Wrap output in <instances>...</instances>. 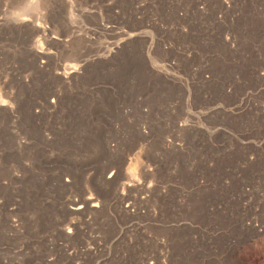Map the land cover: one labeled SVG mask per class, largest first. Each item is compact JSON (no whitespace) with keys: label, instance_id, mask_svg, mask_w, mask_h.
Masks as SVG:
<instances>
[{"label":"rangeland","instance_id":"obj_1","mask_svg":"<svg viewBox=\"0 0 264 264\" xmlns=\"http://www.w3.org/2000/svg\"><path fill=\"white\" fill-rule=\"evenodd\" d=\"M0 214L8 264H264V0H0Z\"/></svg>","mask_w":264,"mask_h":264},{"label":"built area","instance_id":"obj_2","mask_svg":"<svg viewBox=\"0 0 264 264\" xmlns=\"http://www.w3.org/2000/svg\"><path fill=\"white\" fill-rule=\"evenodd\" d=\"M3 218L0 214V225L2 224ZM14 228L16 229L15 231H19L20 232V223H18L17 220L14 221ZM9 251L8 246L4 243V242H0V264H8V261L6 259V254H8L7 252Z\"/></svg>","mask_w":264,"mask_h":264},{"label":"bare ground","instance_id":"obj_3","mask_svg":"<svg viewBox=\"0 0 264 264\" xmlns=\"http://www.w3.org/2000/svg\"><path fill=\"white\" fill-rule=\"evenodd\" d=\"M130 48H131V47H130ZM130 48H129V50H131V49L133 50V48H131V49H130ZM129 53H130V52H129ZM131 54H132V53H131ZM129 55H130V54H129ZM132 60H133V59H132ZM134 60H135V59H134ZM135 61H136V60H135ZM71 67H72V66H68V67H66V69L69 70V68H71ZM65 72H66V71H65ZM66 73H67V72H66ZM66 73H64V74H66ZM62 77H63V76H62ZM60 78H61V77H60ZM64 79H65V76H64ZM101 187L104 188V187H106V185H105V186H104V185H101ZM105 189H106V188H105ZM106 191H108V190H105V192H106ZM93 206H94V207H97L98 205H97V203H96V204H93ZM82 207H83V206L80 205V206L74 208V210H75V209H81ZM93 210H94V209H93Z\"/></svg>","mask_w":264,"mask_h":264}]
</instances>
